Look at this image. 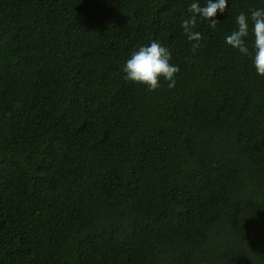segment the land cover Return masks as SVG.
<instances>
[{"label": "trees", "instance_id": "16d2710c", "mask_svg": "<svg viewBox=\"0 0 264 264\" xmlns=\"http://www.w3.org/2000/svg\"><path fill=\"white\" fill-rule=\"evenodd\" d=\"M0 0V264H264V77L251 23L264 0ZM169 89L124 79L151 41Z\"/></svg>", "mask_w": 264, "mask_h": 264}, {"label": "clouds", "instance_id": "9594fccd", "mask_svg": "<svg viewBox=\"0 0 264 264\" xmlns=\"http://www.w3.org/2000/svg\"><path fill=\"white\" fill-rule=\"evenodd\" d=\"M228 8V0H206L205 6L193 2L188 11L189 19L182 22V29L187 39L192 44L195 53L200 47L202 34L194 31L197 26V18L210 21V27L215 29L220 23L216 19L217 14H224ZM251 33L253 36V61L258 76L264 77V9H251L250 15L240 13L236 17L237 29L225 37L228 46L237 49L243 55H249L250 50L246 45V38ZM171 52L159 42L153 40L148 45L138 47L131 53L124 67V79L138 85L145 86L147 91L154 92L161 85V78L167 82L168 88L173 89L176 85V75L179 67L170 63Z\"/></svg>", "mask_w": 264, "mask_h": 264}]
</instances>
